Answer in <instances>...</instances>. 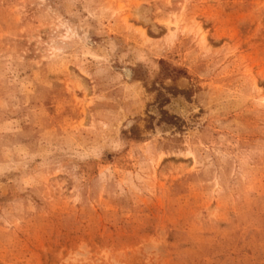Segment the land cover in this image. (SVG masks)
<instances>
[{
  "label": "rangeland",
  "instance_id": "obj_1",
  "mask_svg": "<svg viewBox=\"0 0 264 264\" xmlns=\"http://www.w3.org/2000/svg\"><path fill=\"white\" fill-rule=\"evenodd\" d=\"M0 264H264V0H0Z\"/></svg>",
  "mask_w": 264,
  "mask_h": 264
}]
</instances>
